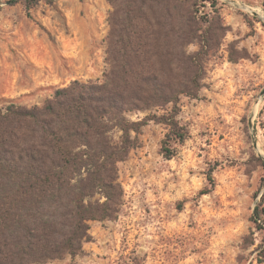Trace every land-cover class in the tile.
Instances as JSON below:
<instances>
[{"label": "rangeland", "instance_id": "1", "mask_svg": "<svg viewBox=\"0 0 264 264\" xmlns=\"http://www.w3.org/2000/svg\"><path fill=\"white\" fill-rule=\"evenodd\" d=\"M12 1L0 0V107L42 106L75 81L103 79L108 0H55L31 9ZM215 1L199 0L198 17L210 20L218 11L228 32L207 60L201 98L181 101L187 141L166 160L168 129L146 126L142 147L118 164L124 192L118 217L90 223L84 254L48 264L264 261V229L253 222L264 194V0H231L241 8Z\"/></svg>", "mask_w": 264, "mask_h": 264}, {"label": "trees", "instance_id": "2", "mask_svg": "<svg viewBox=\"0 0 264 264\" xmlns=\"http://www.w3.org/2000/svg\"><path fill=\"white\" fill-rule=\"evenodd\" d=\"M54 1L12 3L31 9ZM108 2L113 11L102 80L75 81L42 106L0 107V264L81 256L92 241L90 223L120 213L118 164L142 147L143 129L151 122L166 126V160L188 139L178 119L181 101L201 98L207 60L219 52L228 28L218 11L210 20L199 18V0ZM139 113L149 114L128 118ZM253 222L264 229V194Z\"/></svg>", "mask_w": 264, "mask_h": 264}, {"label": "water", "instance_id": "3", "mask_svg": "<svg viewBox=\"0 0 264 264\" xmlns=\"http://www.w3.org/2000/svg\"><path fill=\"white\" fill-rule=\"evenodd\" d=\"M224 2L227 3V4H230V5H232V6H234V7H236V8H241L240 5L236 4L235 2H233V1H231V0H224ZM262 95H264V90H263V92H262ZM250 125H251V127H252V121H251Z\"/></svg>", "mask_w": 264, "mask_h": 264}]
</instances>
